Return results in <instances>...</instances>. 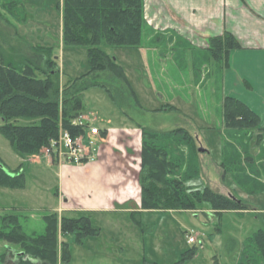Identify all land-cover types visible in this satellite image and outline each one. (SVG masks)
Instances as JSON below:
<instances>
[{
	"label": "rangeland",
	"instance_id": "1",
	"mask_svg": "<svg viewBox=\"0 0 264 264\" xmlns=\"http://www.w3.org/2000/svg\"><path fill=\"white\" fill-rule=\"evenodd\" d=\"M21 1L23 7L13 11L0 0V49L5 59L33 57L42 61L32 45H51L58 56L61 84L88 71L87 46L63 43L62 13L57 7L60 0ZM101 45L124 66L142 107L132 99L125 113L105 88L90 86L83 92V101L84 112L94 117L93 124L101 128L146 125L158 130L186 127L194 142L179 147L187 159L193 156L200 163L199 174L189 183L233 194L253 209L264 207V191L250 194L223 165L236 150L243 169L264 181V141L258 145V129H253L248 138L243 131L227 127L218 64L208 48L194 47L175 32L156 29L145 18L140 47L112 48L106 41ZM170 101L181 110H156ZM13 121L27 125L39 123L40 117L20 116ZM245 152L255 158V163L243 158ZM0 164L24 174L21 187L0 185V212L12 207L21 214L27 233L44 232L43 215L51 211L60 215L62 211L58 206L64 178L59 160L43 150L22 156L0 131ZM84 213L100 227L99 234L89 235L83 242L75 241L74 234L65 235L71 259L62 262L59 248L58 264H237L245 236L263 226L261 218L250 211L245 215L232 210L218 214L208 202L187 210L144 209L142 224L134 221L127 209L64 212L68 216ZM189 234H194L197 241L189 242ZM193 247L195 252L185 256ZM19 249L18 244L0 239V264H16ZM256 264H264V260Z\"/></svg>",
	"mask_w": 264,
	"mask_h": 264
},
{
	"label": "trees",
	"instance_id": "2",
	"mask_svg": "<svg viewBox=\"0 0 264 264\" xmlns=\"http://www.w3.org/2000/svg\"><path fill=\"white\" fill-rule=\"evenodd\" d=\"M4 5L14 11L23 7V2L4 0ZM57 7L63 18V43L87 46L88 71L68 77L61 84V71L54 46L32 45L39 51L42 61L33 57L7 60L0 49V115L3 119L0 131L22 156L40 153L52 138L58 136L60 126L75 135L84 131L82 126L73 124L72 120L84 112L83 92L90 86L105 88L125 113L126 105L132 99L137 100V104L142 107L124 66L112 51L101 44L106 41L112 48L140 47L144 34V0H60ZM239 47V39L229 30L209 37L208 49L221 71L230 66L231 51ZM245 83L250 87L248 82ZM223 107L228 128L243 131L242 135L248 138H251L249 135L253 129H258L257 143H263L264 127L255 110L233 95L224 97ZM156 110L178 111L180 108L169 102ZM20 116L40 117V122L16 124L13 120ZM141 131V208L131 212L138 224H142L144 209L187 210L195 209L203 202L210 203L211 208L218 213L253 209L233 194L216 191L209 185L200 188L189 183L199 174L200 163L193 156L187 159L179 147L194 142L193 134L186 127L158 130L143 125ZM231 153V157L222 163L226 169L233 171L239 186L251 194L263 192L264 181L243 169L238 151ZM243 158L249 164L255 161L248 153ZM0 185L21 187L24 185V174L0 166ZM257 216L263 221V226L247 235L237 264H256L264 260V210H259ZM43 218L44 232L27 233L19 212L12 207L0 212V239L20 246L16 253V264H58L59 248L61 261L68 263L71 250L65 235L74 234L75 241L83 242L87 236L100 232V227L93 223L88 213L60 216L57 211H51L44 214ZM194 252L195 247L190 248L185 256ZM6 255L7 252L4 258Z\"/></svg>",
	"mask_w": 264,
	"mask_h": 264
},
{
	"label": "crops",
	"instance_id": "3",
	"mask_svg": "<svg viewBox=\"0 0 264 264\" xmlns=\"http://www.w3.org/2000/svg\"><path fill=\"white\" fill-rule=\"evenodd\" d=\"M144 18L152 27L175 32L200 49L208 48L210 36L231 31L241 47L231 51L229 67L221 71L216 65L222 95L247 103L264 127V0H144ZM93 120L92 116V124ZM101 131L95 159L58 164L64 178L60 216L65 211L141 208V127L107 126ZM259 210L264 207L232 211L257 215Z\"/></svg>",
	"mask_w": 264,
	"mask_h": 264
},
{
	"label": "built area",
	"instance_id": "4",
	"mask_svg": "<svg viewBox=\"0 0 264 264\" xmlns=\"http://www.w3.org/2000/svg\"><path fill=\"white\" fill-rule=\"evenodd\" d=\"M90 113L82 112L72 120L77 126H82L84 131L76 135L63 126H60L59 134L52 138L50 144L43 148L46 154L54 156L60 163L65 161L72 163H83L93 160L97 156L99 138H102V131L99 125L91 123ZM189 242H196L194 234L188 235Z\"/></svg>",
	"mask_w": 264,
	"mask_h": 264
},
{
	"label": "water",
	"instance_id": "5",
	"mask_svg": "<svg viewBox=\"0 0 264 264\" xmlns=\"http://www.w3.org/2000/svg\"><path fill=\"white\" fill-rule=\"evenodd\" d=\"M200 150H203V148L201 147ZM0 166H2V165L0 164Z\"/></svg>",
	"mask_w": 264,
	"mask_h": 264
}]
</instances>
